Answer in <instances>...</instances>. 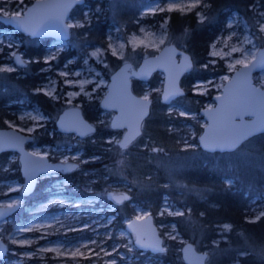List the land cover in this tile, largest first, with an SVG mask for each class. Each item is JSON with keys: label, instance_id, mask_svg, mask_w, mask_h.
Masks as SVG:
<instances>
[{"label": "rangeland", "instance_id": "rangeland-1", "mask_svg": "<svg viewBox=\"0 0 264 264\" xmlns=\"http://www.w3.org/2000/svg\"><path fill=\"white\" fill-rule=\"evenodd\" d=\"M34 1L23 0L21 3V0H0V7L12 16L17 11L24 13ZM84 1V4L77 5L83 6L84 9L80 10L79 14L70 15L67 20V24L74 26L69 27L70 37L64 42L52 43L51 39L31 38L6 26L0 32V67L13 68L11 72H0V84L5 85L8 82L9 74L25 76V73L32 68L31 64L34 63L37 69L32 72V79H36L37 84L31 90L32 94L50 92L52 95H44L59 103L58 110L52 109V117L46 115L37 103H29L24 95L25 98L22 97L19 101L6 104V107L11 105L18 107L6 108L8 117L4 120V128H14L32 136L36 134L33 139L34 143L30 147L33 153L47 156L51 161L78 163V168L68 173L78 172L83 178L91 181H86L82 187H78L66 177L59 178L57 176L59 172L42 176L40 178L52 177L54 179L44 190V195L40 200L28 202L27 200L33 194L27 197L20 196L22 177L10 176L1 179L0 206H6L9 203L20 204L21 214L17 220H14L12 215L0 223V240L8 247L6 258L0 264H97L99 262L101 264H130L138 259H141L143 264H167L159 255L138 250L134 245V236L125 229V224L130 219L142 218L148 214L153 215L159 231H163L166 248L168 240L179 242L180 248L184 243L192 242L198 250L207 252L206 264H219L224 251L215 247L219 241L227 239L232 225L228 222L215 224L212 227L213 231L208 233L191 215V207L187 202L189 198L204 197L206 193L203 187L188 183L185 172L192 166L194 167V164L206 155L205 153H209L198 145L197 137L201 134L206 122L200 112L195 110L193 98L184 95L173 100L170 105H166V113L176 119L168 127V131L174 134V139L171 142L160 143L150 139L146 133L144 136V128H146V121L155 114L154 100L162 103L160 95L164 75L158 72L160 79L155 85H150L149 81L142 83L140 94L135 91L132 83L135 94L142 97L147 95L151 100V109L149 116L143 122L141 136L125 149L119 146L124 130H115L110 126L114 112L102 110L100 106L101 99L107 92L111 74L122 63L129 62L136 68L146 54L155 55L163 46L170 43L187 51L183 45L172 41L168 35V19L165 15L171 13L166 11L170 0L162 2L94 0L93 5ZM133 1L138 5V15L134 20L136 28H129L128 24L121 19L122 15L119 14L127 4L130 5ZM171 2L188 5L196 0H171ZM203 2L204 0H200L197 8L183 13L195 12L199 22H201V17H203V22L206 21ZM160 8L165 11H160ZM249 9L251 10L249 17L237 12L229 16L223 29L210 44L205 63H197L192 57L193 67L189 74L196 77L190 86L192 94L207 96L213 92V97L220 94L232 73L242 66L237 64L230 69L229 65L234 63L235 59H245L251 53L256 55L258 49L264 47V32L260 31L261 22H264V5L255 3ZM0 15L4 16L2 13ZM94 21L106 24V47L92 45L91 40L88 39L85 28ZM229 36H232L231 40ZM39 43H42L41 57L33 60L26 57L28 48L31 45H39ZM122 43L124 47L121 49L119 46ZM225 43L228 47H225ZM213 45H216L215 49ZM232 47H240L242 51L224 58L211 55L214 50L223 53L230 51ZM113 48L116 49V55L112 54ZM97 49H101L104 55L99 58L92 56L91 53ZM245 51L248 53L246 57ZM13 53L20 54L22 65L16 64ZM107 53L117 58L119 63L110 65L106 59ZM252 59L253 55L246 63ZM45 60L48 63H45ZM62 72L68 75H61ZM65 81L73 83L70 85ZM254 82L264 89V71L254 75ZM81 84L84 85V92L80 90ZM198 84L200 85L199 91L197 90ZM37 89L41 91L37 92ZM5 90L3 89V92L8 91L6 88ZM73 92L79 94L71 97V102H69V94ZM214 105L215 100L213 99L207 101L202 109ZM71 107L80 108L84 117L95 126V130L101 125V129L110 132L103 140L105 157L100 154L84 155L85 142L94 133L80 138L75 134L58 132L55 125L57 117L65 109ZM85 110L91 113L90 117H86ZM33 117L40 118L33 119ZM8 153L3 169L13 174L15 169L12 168V164L18 162V154ZM245 153L248 154L245 161L249 162L251 160L249 156L253 154L254 161L260 160L259 166H264V160H262L264 155L259 153L252 139L246 141L240 151V154ZM210 158L214 163L227 161L229 167L231 161L236 160L227 159V156L216 153ZM92 162H98V166L103 168L101 174L95 172L90 166L83 167L84 164ZM239 162L243 163L244 157L240 156ZM141 163H144V166L152 164L154 166L152 171L156 170V175L161 173L160 175L168 183L167 188L172 192L163 195L161 206L155 214L152 213L151 208L131 202V199L121 205H116L106 197L108 192L130 194L133 185L139 190L149 187L150 179L141 177L138 172V169L143 166ZM17 169L19 170V162ZM151 174L154 177L155 174L153 172ZM99 178L102 183L99 189L93 190L92 183L97 182ZM224 178H226V184H235V176L226 175ZM240 179L242 180V177ZM251 181L249 175L247 182L250 185L253 184ZM127 202L131 203L126 204ZM128 206L132 209L130 214H127ZM247 208L246 219L258 220L264 215V195L251 200ZM120 214L122 218L118 219ZM168 217H181L180 222L187 231L189 230L190 237H182L176 224L167 222ZM224 225L231 227L225 229ZM206 234L216 236L211 240ZM22 240L27 241L23 246L21 245ZM44 249L52 250L45 251ZM252 249L258 256L264 258V246L258 245ZM105 252L110 255H105ZM243 255L244 253L238 254V256ZM231 264H238V262L234 261Z\"/></svg>", "mask_w": 264, "mask_h": 264}, {"label": "trees", "instance_id": "trees-1", "mask_svg": "<svg viewBox=\"0 0 264 264\" xmlns=\"http://www.w3.org/2000/svg\"><path fill=\"white\" fill-rule=\"evenodd\" d=\"M155 1H167V0H155ZM94 0H86V3L93 5ZM127 4L125 8L121 11L119 15L121 19L128 24L129 28H136L134 23L136 16L138 15V5ZM206 21L199 22L195 12L191 13H180L178 11L171 12L165 15L168 19L167 29L170 39L177 44H181L185 49L192 55L197 63H205L207 60V55L209 52V46L215 37L223 29L225 22L232 13H240L245 17H249L251 10L249 7L255 3L259 5H264V0H204ZM83 6H77L72 12V15L79 14L80 10H83ZM105 23V22H104ZM5 29V26L0 22V32ZM88 35V39L91 40L92 45H101L103 47L107 46L106 42V24L102 22L94 21L85 28ZM41 44L31 45L27 52L26 57L30 59L40 58L42 55ZM263 45V44H262ZM106 59L110 65H116L119 63L117 58H114L109 53L106 54ZM35 65V66H34ZM28 72L25 76H18L17 74H9L8 82L0 84V128H4V120L8 117L6 113V108H15L17 105H11L6 107V104L12 101H19L24 95L29 103H37L41 109L48 116L53 117L52 109L58 110L59 103L52 101L50 98L46 97L43 93L32 94L31 90L36 87V79H32V72L37 69L36 64H31ZM160 76L155 73L149 80L150 85H155L159 81ZM196 77L191 74L185 75L181 80V85L185 89V95L193 98L192 102L195 106V110L200 112L202 107L207 101L214 99L213 92H210L207 96L196 95L191 93L190 86L195 81ZM133 87L135 91L140 94L141 88L143 87L142 82L133 80ZM5 88L7 92H3ZM10 89V90H9ZM156 95V94H155ZM25 98V97H24ZM166 105L159 103L156 99L154 100L155 114L153 117L149 118L146 122V128H144L145 133L148 137L156 142L163 143L165 141L171 142L174 139V134L168 131L169 125L172 124L176 119L173 118L171 114L166 113ZM86 117H90L91 114L88 110ZM199 130V129H198ZM110 132L105 129H101V125L96 128L93 136L88 138L83 147L84 155L92 156L95 154H100L103 157V140ZM36 137L34 134L33 138ZM255 142V146L258 148L260 154L264 155V134L257 135L251 138ZM94 140V141H92ZM84 142V141H83ZM33 142L27 144L30 148ZM245 144V143H244ZM244 144L237 149L236 152L230 153H216L228 158L236 159L229 163L224 161L220 163L216 161L214 163L211 161L210 156L215 155V153H205L206 155L202 157L197 163L192 166L191 169L185 172L187 177V182L192 183L197 187H203L206 194L204 197L189 198L188 205L191 207V215L196 219V221L209 233L213 231L212 227L215 224H220L228 222L232 225L230 232L227 234L226 240L219 241L218 245L215 247L218 250L222 249L224 251L223 256L219 264H231L234 261L238 264H264V258L258 256L253 248L258 245L264 246V215L261 216L256 221H250L246 219L247 204L255 199L264 195V166L260 167L258 162H255V156L252 154L251 160L245 161L247 158V153L240 154V151L244 147ZM9 155L8 152L0 154V180L3 178H8L10 176L21 177L19 170L17 169L18 162L12 164V168L15 169L13 174L9 171L3 169V164L6 157ZM240 156L244 157V162H239ZM56 160V159H54ZM222 161V159H221ZM139 161H137L138 163ZM261 162V161H260ZM134 163V165H137ZM258 163V164H257ZM138 169L141 177H148L150 179L149 187H145L139 190L137 186L133 185L130 191L131 202H135L144 207L151 208L153 214L157 212L162 203L163 195L172 193L169 188H167V181L160 174L156 175V170H153V165H145L141 163ZM94 168L95 172L101 174L103 168L98 162H92L84 164V168ZM153 172V175L151 174ZM160 172V171H158ZM226 175L235 176L234 185L226 184ZM251 176L250 185L247 182L248 176ZM59 178L66 177L73 184L82 187L86 181L91 182L87 178H83L78 172L73 173H61L57 174ZM245 178L243 179V177ZM242 177V180L240 179ZM240 180H239V179ZM54 178L45 177L40 178L33 196L27 201H37L44 195V190L50 185ZM148 181V180H147ZM102 181L100 178L97 182L92 183L93 190L99 189ZM192 197V196H191ZM131 202H127L129 204ZM118 209V208H116ZM127 214H130L132 209L128 206ZM21 212H16L12 217L17 220ZM121 214L118 219H121ZM181 217H168V223H175L182 237L189 238L190 235L188 231L183 227L180 222ZM215 233V232H213ZM163 237V231H160ZM211 240L216 236L215 234H206ZM167 241V240H166ZM180 244L177 241H169L168 247L164 254L159 255L162 257L167 264H184L180 256ZM201 249H203L200 246ZM239 253H244L243 256H238ZM97 264H101L100 262ZM130 264H143L141 259L134 260Z\"/></svg>", "mask_w": 264, "mask_h": 264}, {"label": "water", "instance_id": "water-1", "mask_svg": "<svg viewBox=\"0 0 264 264\" xmlns=\"http://www.w3.org/2000/svg\"><path fill=\"white\" fill-rule=\"evenodd\" d=\"M84 2V0H35L27 7L24 15L19 19L29 20L33 24H38L49 19L55 20L57 17H62L65 25H67V20L70 18L72 10L77 5L84 4ZM12 16L5 17L0 15V22L4 26L13 28L15 31L31 38L51 39L52 43H61L70 37L69 27H66L62 34L54 30H40L37 35H31L30 32L23 30L22 25L13 22ZM185 58H187V62ZM187 63H190L191 67H187ZM16 64L22 65L23 63ZM192 67L193 59L191 54L170 43L163 46L155 55L149 56L146 54L136 68L131 63L124 62L111 74L107 92L101 99L100 106L102 110L114 112L110 122L111 128L124 130L119 146L125 140V137H131L129 145L141 136L143 122L149 116L151 109L150 99H148V102H144L142 96L134 93L132 80L147 83L155 73H163L164 78L160 98L163 104L170 105L173 100L185 95L181 80L190 73ZM261 71H264V47L258 49L255 58L248 63L247 68L242 65L232 73L230 79L225 82L221 93L214 96L215 105L213 107L200 110V115L206 122L201 134L197 137L198 145L202 150L209 153H230V151L220 148H206L201 141V137H226L234 125H250L258 119H264V105L260 104V101H264V89L254 82V75ZM173 82L175 88L179 91L176 95L165 100V93L172 89ZM236 112L243 114V120L239 116H235ZM253 112L255 113L254 115L245 114ZM231 116H234V119H230ZM55 125L58 132L75 134L80 138H85L95 132V126L84 117L82 110L78 107L67 108L61 112L56 119ZM114 125L116 126L114 127ZM260 134H264V131L257 132L253 137ZM33 139L32 135L20 132L14 128H0V154L6 152L18 154L19 172L23 178L20 190V196L22 197H27L34 192L40 177L56 172L68 173L78 168V163L51 161L47 156L33 153L27 147V144L33 142ZM41 156L44 157L43 161H40ZM32 161L39 162V166L43 170L35 172L31 176L30 181L29 176L26 175V164ZM29 182L30 187L25 191V185H28ZM114 194H126L129 197L126 201L131 199L129 193ZM106 197L110 200L108 195ZM110 201L115 203L113 200ZM124 202L115 204L121 205ZM20 207V204H14V207L9 210L7 205L0 206V212L5 213L0 215V223L9 219ZM125 229L134 236V245L141 252H149L153 255H161L166 252L167 249L163 237L152 214L142 218L134 217L130 219L125 224ZM138 240L145 247H141V244L137 243ZM157 240L160 242V247L164 248L163 252L152 247ZM7 252L6 243L0 240V262L6 258ZM180 255L184 264H206L208 259L207 252L198 250L192 242H186L182 245Z\"/></svg>", "mask_w": 264, "mask_h": 264}, {"label": "snow or ice", "instance_id": "snow-or-ice-1", "mask_svg": "<svg viewBox=\"0 0 264 264\" xmlns=\"http://www.w3.org/2000/svg\"><path fill=\"white\" fill-rule=\"evenodd\" d=\"M23 2V0H21V3ZM200 0H196V2L194 3H190L188 5H178L175 4L174 2L169 3V7L166 9V11L168 12H172V11H180V12H185V11H192L193 9L197 8L199 6ZM160 11H165V9L160 8ZM31 11V10H29ZM0 13H2L5 17H9V12L7 10H5L3 7H0ZM24 15V13H22L21 11H17L12 17V21L17 23L18 25H22L23 26V30L30 32L31 35H37L38 32L40 30H54L56 32L59 33H63L64 29L66 27H73L74 25L71 24H67L65 25L62 17H57L55 20L49 19L46 22H41L38 24H33L31 21L29 20H20L19 18ZM197 15H200V13H197ZM201 22H203V17H201ZM81 27H83V25H79ZM142 31H144L142 29ZM260 31L264 32V22H261V26H260ZM134 38L136 36V34H133ZM232 39V36H229V40ZM250 42V41H248ZM121 49L124 47V44H120L119 46ZM225 47H228L227 43H225ZM213 48H216V45H213ZM242 51V48L240 47H232L230 51L228 52H217V51H213L211 53V55L213 56H221V58H224L225 56L231 57L232 53L235 52H240ZM113 55H116V49L113 48ZM245 57L248 54L245 51ZM92 56L94 57H101L104 55L103 51L101 49H97L96 51L91 53ZM251 55H253V58H255V53H251ZM13 56L15 57V61L16 63H23L21 56L17 55L16 53H13ZM54 58V57H53ZM186 62H187V58H185ZM45 63H48L47 60H45ZM240 64L243 65V67L247 68L248 67V63H246L245 59H235L234 63L229 65V68L232 69L235 67V65ZM187 67H191L190 63L186 64ZM13 71L12 67H0V72H11ZM61 75H68V73L62 72ZM79 75V74H77ZM65 83L67 84H72V81H65ZM200 85H197V90L199 91ZM80 90L81 92L85 91L84 85L81 84L80 85ZM41 91V89H37V92ZM178 89L175 88V84L173 82L172 85V89L168 92L165 93V100H168L170 97L176 95L178 93ZM45 95H52V93L45 91L44 93ZM79 93H70V99L69 102H71V97H74L75 95H78ZM203 94V93H201ZM148 96L145 95L143 97V101L144 102H148ZM261 105H264V101H260ZM146 114V113H145ZM183 114V113H182ZM245 114H255L253 113H245ZM235 116H239L241 120H243V114H241L240 112H236ZM40 117H33V119H39ZM230 119H234V116H231ZM116 125H114L115 127ZM260 131H264V119H258L256 121H254L252 124L250 125H244V124H240V125H234L231 132L226 136V137H201V141L204 144V146L206 148H220L222 150H227L230 152H236L237 149L245 142L248 141L251 137H253L257 132ZM131 137H125V140L123 142H121L120 147L121 148H127L128 143L130 142ZM156 150V149H153ZM162 151V149H160ZM44 157L41 156L40 157V161H43ZM262 160H264V157H262ZM43 169L39 166V162L37 161H32L28 164H26V175L29 176V179L31 181V176L35 174V172L37 171H42ZM30 187V182L28 185H25V191L28 190V188ZM108 198L110 200L115 201V203L120 204L126 200L129 199L128 195L126 194H114V193H107ZM14 207L13 204L9 203L7 205V208L9 210H11ZM5 213L0 212V215H4ZM182 214V213H180ZM230 225H224L225 229H230ZM29 231H32L33 229H28ZM27 241H21V245L23 246V244H25ZM92 243H95V241H92ZM137 243L141 244V247H145L144 244L141 243L140 240L137 241ZM152 247H154L156 250L163 252L164 248L160 247V242L157 240L155 242L154 245H152ZM45 251H51L52 249H44ZM103 251V249H101ZM91 251V249L89 250ZM105 255H110V253L105 252Z\"/></svg>", "mask_w": 264, "mask_h": 264}, {"label": "bare ground", "instance_id": "bare-ground-1", "mask_svg": "<svg viewBox=\"0 0 264 264\" xmlns=\"http://www.w3.org/2000/svg\"><path fill=\"white\" fill-rule=\"evenodd\" d=\"M251 58V55L245 58V61H248Z\"/></svg>", "mask_w": 264, "mask_h": 264}, {"label": "flooded vegetation", "instance_id": "flooded-vegetation-1", "mask_svg": "<svg viewBox=\"0 0 264 264\" xmlns=\"http://www.w3.org/2000/svg\"><path fill=\"white\" fill-rule=\"evenodd\" d=\"M34 191H35V190H34ZM33 193H34V192H33ZM33 193H32V194H33ZM32 194H30V195H32ZM30 195H29V196H30ZM23 197H24V196H23ZM19 210H20V209H19ZM19 210H18V211H19ZM18 211H17V212H18Z\"/></svg>", "mask_w": 264, "mask_h": 264}]
</instances>
